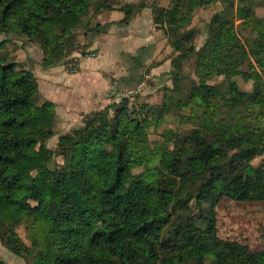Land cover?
<instances>
[{
  "label": "trees",
  "instance_id": "1",
  "mask_svg": "<svg viewBox=\"0 0 264 264\" xmlns=\"http://www.w3.org/2000/svg\"><path fill=\"white\" fill-rule=\"evenodd\" d=\"M240 2H244L241 0ZM236 0H171L168 8L152 5L153 22L169 42L172 78L189 54L205 79L242 70L253 80L251 91L236 82L192 89L181 107L198 108L201 125L164 150L152 164L147 127L123 101L82 118V125L55 135V106L41 100L36 78L23 63L0 53V244L31 264H264V248L221 239L216 206L223 197L236 202H264V19L231 11ZM221 5L207 23L203 45L196 49L193 28L185 29L193 10ZM242 4V3H241ZM143 6V3L137 7ZM103 0H0V34L16 32L36 44L41 66L65 63L80 46L75 32L105 33L113 24L91 19ZM136 6H124L127 24ZM235 19L242 23L235 25ZM240 29L251 36L241 41ZM4 41L0 42V51ZM141 48L127 55L131 87L142 83L146 58ZM128 87V88H131ZM127 89V88H125ZM124 100V99H123ZM188 101V102H187ZM109 109L113 115L109 116ZM153 121L160 122L159 116ZM60 158L61 163L56 161ZM27 229L31 246L16 233ZM0 264H7L0 258Z\"/></svg>",
  "mask_w": 264,
  "mask_h": 264
},
{
  "label": "rangeland",
  "instance_id": "2",
  "mask_svg": "<svg viewBox=\"0 0 264 264\" xmlns=\"http://www.w3.org/2000/svg\"><path fill=\"white\" fill-rule=\"evenodd\" d=\"M240 1L241 0H236L235 7L231 11L233 16L236 17V10L241 6L245 9L247 15L264 19V0ZM170 3L171 0L169 3L167 2V4H165L166 6L163 8H168L171 5ZM220 10L221 5L219 4H210L197 7L193 10L185 29H194L195 36L192 44L196 49H199L205 41L207 33L206 25L211 16ZM240 23H242L241 20L235 19V25H239ZM82 32L83 29H79L75 32L77 40ZM237 32L238 37L243 42L251 36V31L249 29H240L239 31L237 30ZM1 41H4V46H2L0 51L1 55L25 65H28L27 52H29L31 48L37 46L30 42L26 36L16 32L0 34V42ZM167 44L170 46L168 41ZM77 50L81 53H85L81 46L80 48H77ZM172 56H174L173 53ZM65 64L68 73L71 74L77 71V63L72 58L65 62ZM70 68L72 70L75 68V70L71 72ZM246 68L247 67L244 66L237 69H228L225 76L219 75L205 79L204 74H202L197 67V56L195 54H189L174 71L172 78L164 79L162 85H157L155 80L151 77L150 71L146 70L147 72L144 75H148H146L147 77L142 81L146 86L141 87V89H138V92L130 94L128 98L119 103H116V94H114L119 90L117 89V86H114V84L112 85L114 79H111L110 102L108 106L112 104L120 105L124 101L129 109L135 110L136 116L142 118L147 117L151 120L146 130L149 146L154 150L155 160L152 164H146L134 168L133 173H145L149 168H156L158 166V158L161 152H165L164 150H174L175 146L180 145L179 140L181 136H185L190 130L201 125L200 123L202 120L195 117L196 115H199L200 110L198 108H193L192 106L190 108L181 107V102L183 100L189 101L188 98L193 88L202 84L210 86L226 85L228 81H234L240 90L251 91L253 80L251 78L245 79L241 73V71L246 70ZM258 84L261 91L264 93V79L262 77L259 78ZM124 89L125 88L121 89V91ZM111 115H113V110L109 109V116ZM153 116H159L160 122H154ZM251 116L264 123V111L258 112L256 110ZM73 129L75 128L63 129L56 120L54 125L55 135L47 141V147L51 150H56L58 137L69 133ZM262 160H264V153H262L261 156L254 158L252 164L256 166ZM56 161L61 163L62 160L56 158ZM216 220L217 234L221 239L236 241L240 244L247 245L252 252L264 248V202L242 203L231 201L223 197L219 200L216 206ZM16 233L27 247L31 246V242L27 238V229L25 226H19L16 229ZM0 258L7 262V264H31L29 256L25 255L21 258L17 257L1 244Z\"/></svg>",
  "mask_w": 264,
  "mask_h": 264
},
{
  "label": "crops",
  "instance_id": "3",
  "mask_svg": "<svg viewBox=\"0 0 264 264\" xmlns=\"http://www.w3.org/2000/svg\"><path fill=\"white\" fill-rule=\"evenodd\" d=\"M103 1L107 8L101 7L91 19V27L95 24L113 25L105 33L94 36L83 29L77 44L85 53L73 51L68 59L76 61V72L68 73L63 62L43 68L40 50L34 47L27 52L28 65H24L36 78L40 99L54 104L57 122L63 129L81 126L82 118L109 105L111 79L118 90L132 86L130 77L133 71L127 55H135L141 48H147L145 67L137 73L144 75L150 71L157 85L164 83L171 69L172 48L162 31L156 28L151 7L153 4L165 7L170 0ZM140 3L143 6L137 7ZM125 5L137 9L127 24L116 25L124 18ZM90 54L94 56L89 57Z\"/></svg>",
  "mask_w": 264,
  "mask_h": 264
},
{
  "label": "built area",
  "instance_id": "4",
  "mask_svg": "<svg viewBox=\"0 0 264 264\" xmlns=\"http://www.w3.org/2000/svg\"><path fill=\"white\" fill-rule=\"evenodd\" d=\"M93 54H90L89 57H93ZM75 70V68H73V70L70 68V71L73 72ZM146 86V84L144 82L140 83L139 85L135 86V87H131V88H127L121 91V89L119 91H117L115 96V101L116 103L121 102L123 99L128 98V96L132 93H136L138 92V89H141V87Z\"/></svg>",
  "mask_w": 264,
  "mask_h": 264
}]
</instances>
